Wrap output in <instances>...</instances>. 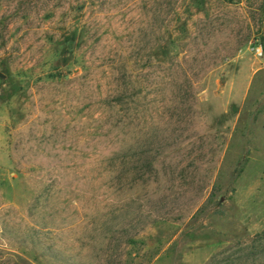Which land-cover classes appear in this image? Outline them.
<instances>
[{"label": "rangeland", "instance_id": "1", "mask_svg": "<svg viewBox=\"0 0 264 264\" xmlns=\"http://www.w3.org/2000/svg\"><path fill=\"white\" fill-rule=\"evenodd\" d=\"M235 259L264 264V0H0V264Z\"/></svg>", "mask_w": 264, "mask_h": 264}, {"label": "trees", "instance_id": "2", "mask_svg": "<svg viewBox=\"0 0 264 264\" xmlns=\"http://www.w3.org/2000/svg\"><path fill=\"white\" fill-rule=\"evenodd\" d=\"M173 237H174V233L167 238V243L171 242L173 244H176L177 243V238H173ZM233 261L235 262L234 264H238L237 263V259H235Z\"/></svg>", "mask_w": 264, "mask_h": 264}, {"label": "built area", "instance_id": "3", "mask_svg": "<svg viewBox=\"0 0 264 264\" xmlns=\"http://www.w3.org/2000/svg\"><path fill=\"white\" fill-rule=\"evenodd\" d=\"M257 51H258V49H257ZM260 52V51H259Z\"/></svg>", "mask_w": 264, "mask_h": 264}]
</instances>
